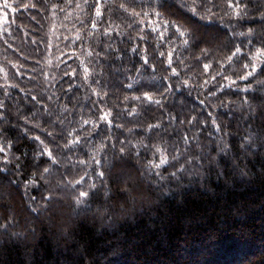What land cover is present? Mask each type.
Listing matches in <instances>:
<instances>
[{
  "label": "trees",
  "instance_id": "obj_1",
  "mask_svg": "<svg viewBox=\"0 0 264 264\" xmlns=\"http://www.w3.org/2000/svg\"><path fill=\"white\" fill-rule=\"evenodd\" d=\"M8 3L0 264H264V0Z\"/></svg>",
  "mask_w": 264,
  "mask_h": 264
},
{
  "label": "snow or ice",
  "instance_id": "obj_2",
  "mask_svg": "<svg viewBox=\"0 0 264 264\" xmlns=\"http://www.w3.org/2000/svg\"><path fill=\"white\" fill-rule=\"evenodd\" d=\"M69 2H71V0H69ZM84 2L87 3L88 0H84ZM212 2H213V0H190V10H191V11L193 12V14L195 15V14H197L198 9L205 8L206 3H207V4H212ZM100 3H101V0H96V5H97V7H96V11H95V16H96V17H100V16H102V14H103L102 11H101L100 8H99ZM241 4H242V0H228V7H229V8H232V9H234V10H235V9H240ZM9 7H11V5L8 3V0H4L3 4H0V10H4V11H6ZM77 7H79V4H77ZM122 7H123V5H122ZM182 7L189 8V4H188L187 2H185V3L182 4ZM125 10H126V9H125ZM206 11L209 12V13H211V12H212V8H210V7H209V8H206ZM131 14H132V15H139V13H135V12H133V13H131ZM238 14H239V12H237V15H238ZM145 15H147V14H145ZM92 27H93V28L96 27V23H95V22H93ZM178 30H179V29H178ZM153 31H156V29L154 28ZM105 34H106V35L109 34L108 30L105 31ZM185 35H186V34H185L184 32L180 31V36H181V37H185ZM163 36H164V33H161V38H163ZM143 38H144V37H141V39H143ZM188 42H189V41H188L186 38L183 40V43H185V44H187ZM133 51L135 52L136 49H133ZM239 53H240V49H237L235 52L232 53V56L229 57V60H231L232 57H235V56L238 55ZM87 55L91 56L92 53L89 52V53H87ZM160 55L163 56L164 53H160ZM141 59L143 60L144 64H148V63H149L147 56H142ZM81 64L83 65V61H81ZM171 65H172V53L170 52V53L168 54V66L171 68ZM223 67H224V65H221V68H222V69H223ZM245 67L247 68L248 65H245ZM208 68H209V65H208V64H205V65H204V69H205V71H207ZM256 70H257V69H256L255 67H253L252 70H251L250 72L247 73V76L242 77V79H247L248 76H252L253 73L256 72ZM65 74H66V75H72V76H75V75H76V70L73 69L71 73H65ZM171 74H172V75H178V73H177V71H176L175 68H172V69H171ZM83 75H84V78H85V82H87V77H88V75H89V69H88V67H87L86 65H84V67H83ZM219 75H221V73L217 72V73H216V76H219ZM216 76H213L212 79H215ZM224 79L227 80L228 77L225 76ZM231 82H232V83H235V81H231ZM95 83H96V84H99L100 81L97 80V81H95ZM205 83H208V81H205ZM184 84H185V86H188V82H187V81H184ZM169 87H171V85H170ZM220 87L223 88L224 85L221 84ZM93 94H94V95L97 94L96 91H95V89H93ZM211 95H215V93H211ZM32 99L35 100L36 97H33ZM137 99H139V97H137ZM144 99L148 100L149 102H153V97L150 96L148 93H145V94H144ZM154 102L157 103V104L160 103L159 100H155ZM0 107H2V105H0ZM134 111H135V109L133 108L132 112H134ZM131 114H132V113L130 112L129 115H131ZM109 116H111V112H107V113H105L104 115H102V116H101V120H102V121H108V123L111 125V121L109 120ZM190 122H191V121H189V123H190ZM85 123H88V121H85ZM155 126H158V125H155ZM155 126H151V125H150V127H155ZM75 142H78V140H77V141H70V143H75ZM0 151H2V149H0ZM48 154H49V156H51V153H50V152H49ZM164 162H165L164 160H161V161H160L161 164L164 163ZM156 166L159 167L160 165L157 164ZM45 171H47V169H46ZM80 195H81V196H85V195H87V193H85V192H81Z\"/></svg>",
  "mask_w": 264,
  "mask_h": 264
},
{
  "label": "rangeland",
  "instance_id": "obj_3",
  "mask_svg": "<svg viewBox=\"0 0 264 264\" xmlns=\"http://www.w3.org/2000/svg\"><path fill=\"white\" fill-rule=\"evenodd\" d=\"M5 19V15L4 13L2 12V10H0V23H2Z\"/></svg>",
  "mask_w": 264,
  "mask_h": 264
}]
</instances>
